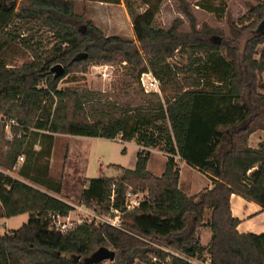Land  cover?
<instances>
[{
    "label": "trees",
    "instance_id": "trees-1",
    "mask_svg": "<svg viewBox=\"0 0 264 264\" xmlns=\"http://www.w3.org/2000/svg\"><path fill=\"white\" fill-rule=\"evenodd\" d=\"M123 1L137 42L105 35L76 13V0H0V114L17 123L8 140L0 121V220L29 215L21 227L0 231V264H89L86 259L102 247L116 251L115 261L95 264H200L194 260L206 262V254L210 264H264V232L240 233L230 203L237 193L264 210V142L258 148L248 145L252 133L264 130V93L258 92L264 73V0L237 21L227 0L197 2L219 21H228L230 36L206 24L198 29L187 0H179L191 27L187 33L180 31L179 18L167 29L155 25L164 0ZM43 29L53 34L46 49L35 41ZM8 50L29 51L32 59L8 67ZM117 61L139 84L143 73H152L160 92L133 88L130 102L119 92L59 88L70 70L60 77L52 72L56 64L69 68ZM56 133L135 139L142 146L134 169L122 168L118 179L87 178L81 194L86 207L120 216L119 226L84 221L62 232L51 225L52 215L68 216L74 210L45 191L62 190V181L50 176ZM151 148L168 155L162 176L148 170ZM20 156H25L19 169L23 179L6 172ZM177 157L214 186L196 195L185 193L179 187ZM130 186L148 196L128 208ZM207 209L211 218L204 223ZM205 225L212 230L208 246L198 235ZM151 241L183 255L152 247Z\"/></svg>",
    "mask_w": 264,
    "mask_h": 264
},
{
    "label": "rangeland",
    "instance_id": "rangeland-1",
    "mask_svg": "<svg viewBox=\"0 0 264 264\" xmlns=\"http://www.w3.org/2000/svg\"><path fill=\"white\" fill-rule=\"evenodd\" d=\"M191 5L193 12L197 18V27L201 29L203 24L208 25L212 28L222 29L230 36V27L226 19L219 21L214 14L205 11L204 9L197 6L199 0H187ZM258 1L261 0H227L228 11L231 14L234 21H237L243 15L248 14L251 5H257ZM76 13L84 16L85 20H92L98 27H100L105 35H119L121 37L132 39L137 42L132 20L128 14L125 3L122 0L120 4H109L99 1H83L76 0ZM142 11L145 7L140 8ZM181 19L183 21L180 31L191 32V27L188 18L181 11L179 0H164L160 6L159 12L155 17V25L157 27L169 28L175 19ZM250 34H246L240 43L243 48L246 39ZM35 41H42V49L49 47L50 43L53 41L52 32L46 29L38 32ZM41 43V42H40ZM139 44V43H138ZM263 45L259 47L262 50ZM144 54V53H143ZM259 57V56H258ZM32 59L31 52L27 51L24 54H18L15 50H8L7 52V63L8 67L21 66L24 62L30 61ZM176 60V59H175ZM174 60V61H175ZM66 70H70L69 75H67L60 83L59 88H79V89H89L96 91H110L121 93L126 101L134 102L133 88L140 90L142 86L145 90H155V86L151 85L154 76L150 73H143L141 78V84L133 80L129 76L125 75L126 69L124 68V63L117 61L115 63H100V64H74L72 67L67 68L63 64ZM264 74V73H263ZM263 74L260 76L259 85L262 88L258 89L259 93H264V80ZM131 85V86H129ZM130 94V95H129ZM0 117H3L0 114ZM7 119V118H5ZM13 132V131H12ZM61 134V133H57ZM14 136V133H13ZM55 136V135H54ZM251 136V135H250ZM249 136V138H250ZM7 137V133H6ZM264 139V136L262 137ZM8 139V138H7ZM13 139V137L11 138ZM8 139V140H11ZM35 141V149H40V142L38 138ZM249 140V139H248ZM123 140L118 137V140L106 139V138H93L91 144L88 147V169L86 171V177L95 178L100 176H111L112 178H120L124 170L118 165H122L128 168H134L137 161V145L135 142L125 144ZM86 146V145H85ZM127 147L126 152L124 148ZM160 148L151 149L153 150L151 154V159L148 164V170L158 174L160 170L164 168L165 165V155ZM25 157V156H24ZM64 159V157H63ZM178 160V159H177ZM44 161V159H43ZM25 160L18 168H14L12 171H6L8 174L15 178L23 179L19 175V169L23 165ZM1 169V168H0ZM2 170V169H1ZM62 164L58 165L56 168L51 170L50 176L53 180L59 181L60 174L62 173ZM151 172V173H152ZM152 173V174H154ZM154 174V175H155ZM181 175L182 181H191L193 190L200 191L206 185L209 180L202 172L191 168L190 166H185V163L181 165ZM86 181V179L84 180ZM148 196V191L137 190L135 191L133 187H129L127 194V202L131 205L144 200ZM81 202L79 203V205ZM83 205V204H81ZM84 207H86L84 205ZM89 209L91 212L98 213L94 209ZM77 210V209H76ZM209 213V212H208ZM103 217H111L119 226L122 222L120 216L113 217L111 214H102ZM79 215L80 217L85 216V212H79L78 214H73V217ZM208 217V216H206ZM29 218L28 214L20 215L19 217H12L8 221L7 226L0 225V231L2 233L6 232V229H17ZM78 218V217H75ZM89 219V218H87ZM209 220V219H208ZM150 245L152 247L162 248L167 252L183 255L182 253L162 245L160 242L151 241ZM112 249V248H110ZM208 257V254H206ZM197 263L205 264L202 261L194 260ZM110 261L108 260L107 263ZM136 264H143L136 261Z\"/></svg>",
    "mask_w": 264,
    "mask_h": 264
},
{
    "label": "crops",
    "instance_id": "crops-1",
    "mask_svg": "<svg viewBox=\"0 0 264 264\" xmlns=\"http://www.w3.org/2000/svg\"><path fill=\"white\" fill-rule=\"evenodd\" d=\"M109 4H112V3H109ZM263 80H264V74H263ZM263 136H264V130H258L252 133L248 140L249 147L258 148L260 143L264 142V139L262 138ZM93 138H101V137H86V136H75V135L57 134V133L54 136V146H53L52 154L50 157V168L51 170H53L58 165L62 164L63 170H62V173L60 174V178L62 179V190L60 194H56L51 190H45V191L65 201L66 203L72 205L74 207V210L69 213L72 218H74L73 214H78V210L79 212L81 211L85 212V210H88L86 207H84V205H81V204L79 205V203L81 200V194L85 187L84 180L89 178V177H86V171L88 169V165H87V161H88L87 153L88 152L87 151H88L89 145L91 144V140ZM113 140H118V137ZM131 142L136 143L137 155H138V152L142 149V146L139 145L135 139L131 141H124L125 144L131 143ZM151 149L149 150H150V153L152 154L153 150ZM126 150H127V147L124 148L125 152ZM162 152L165 155V165H164V168L160 170L158 174H155L154 172L151 171L156 176H162L166 168L168 155L164 151ZM150 159H151V155H150ZM182 163H185V166H190L191 168H194L196 170L198 169L188 164L185 160H178V165L180 168L179 187L185 193H187L188 195H196L200 191L211 189L214 186L213 181L206 174L203 173L209 180L206 182V185L203 187V189L195 192L192 188L191 181H182L181 179L182 178V175H181ZM118 166L120 168L134 169L136 164L134 168H128L122 165H118ZM258 168H259V164H257L254 168H252L249 171V174L253 173ZM108 177H111V176H108ZM230 203H231V210H232L233 216L240 220V223L238 225V231L240 233L260 234L264 232V210H263V207L259 203L249 200L237 193H233L231 195ZM211 213L212 211L210 209L206 210L204 223H207L210 220ZM19 216L20 215L14 216V217H19ZM10 219H12V217L1 219L0 225L7 226L8 221ZM10 230H13V229H10ZM7 231L9 230L6 229V232ZM198 235L201 239L202 244L204 246H208L212 239L211 227L208 225L202 226L199 229ZM206 258L207 260L204 263L210 264L209 255Z\"/></svg>",
    "mask_w": 264,
    "mask_h": 264
},
{
    "label": "built area",
    "instance_id": "built-area-1",
    "mask_svg": "<svg viewBox=\"0 0 264 264\" xmlns=\"http://www.w3.org/2000/svg\"><path fill=\"white\" fill-rule=\"evenodd\" d=\"M150 74L153 75L152 73ZM151 85L155 86V90L146 89V91L160 92V82L158 81V79H156L155 76H154V79H152L151 81ZM0 121L5 124L7 138L11 139L13 137L12 126L17 124L16 120L15 119H5L3 117H0ZM177 159L180 160V157H177ZM24 160H25V157L20 156L14 168H18ZM139 203L140 202L131 205L127 202V206L128 208H131V207L139 205ZM77 217L78 218H75V217L72 218L70 214L68 216L52 215L50 217L51 225L55 229L62 231V232H67L71 230L74 226H76L77 224H80L84 221L94 224V225H98L100 223H109V224L117 226L116 221L112 219L111 217H103L102 215H99L98 213L91 212L89 209L85 210V216L83 218L80 217L79 215Z\"/></svg>",
    "mask_w": 264,
    "mask_h": 264
},
{
    "label": "water",
    "instance_id": "water-1",
    "mask_svg": "<svg viewBox=\"0 0 264 264\" xmlns=\"http://www.w3.org/2000/svg\"><path fill=\"white\" fill-rule=\"evenodd\" d=\"M52 72L54 73L55 77H60L65 73V67L63 64H56L52 68ZM116 258V251L102 247L97 250L92 256L86 259V262L89 264H95L102 261H115Z\"/></svg>",
    "mask_w": 264,
    "mask_h": 264
}]
</instances>
